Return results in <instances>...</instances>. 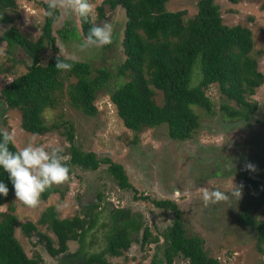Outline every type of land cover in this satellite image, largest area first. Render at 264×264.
I'll return each mask as SVG.
<instances>
[{
	"label": "rangeland",
	"instance_id": "374dc122",
	"mask_svg": "<svg viewBox=\"0 0 264 264\" xmlns=\"http://www.w3.org/2000/svg\"><path fill=\"white\" fill-rule=\"evenodd\" d=\"M15 7L5 11L8 24L0 23V90L13 78L26 72L30 59L19 47L11 54L6 53V45L1 40L3 32L14 27L27 41L35 42L40 36L43 10L41 3L48 0H13ZM103 0H92L95 4L96 23L110 22L113 25L112 43L102 47H92L80 51L83 38L79 36L77 14L58 25L51 26L54 38L53 49L41 51L40 65H45L52 56H58L70 62L87 63L92 70L103 68L109 78L96 91L92 105L95 113L86 116L70 106L67 97V85L75 78L60 75L61 88L51 94L50 105L40 109L39 121L45 127L42 134H31L20 127V111L5 106L0 98V129L15 130L16 142L12 146L17 151L28 143L35 142L45 146H60L68 155L69 143L66 132L72 134V145L80 152H91L97 160L108 159L122 168L131 189L117 187L107 164H99L95 171L82 170L69 164L70 180L62 185L53 186V193L46 200L40 198L37 207H28L17 201L13 192L7 202L0 206V213L9 212L16 218L14 238L21 246L27 258L39 257L41 264H57L56 257H50L36 233L26 237L19 225L30 222L38 233L44 234L56 248L54 235L36 221L41 214L51 208L59 219L78 216L86 205L98 204L99 208L128 210L130 215H138L157 242L140 246V234L129 248L119 257L104 256L99 264H158L162 260L161 252L165 245L163 234L170 225L173 214L167 209L153 206L151 200H166L173 203L179 211L185 237H197L207 257L214 258L218 264H264V252L256 248L255 232L241 223L240 219L261 220L264 217V78L262 84L254 89L249 98L256 110L249 120L228 118L220 109L227 105L237 109L232 102L223 99L214 85L204 90L211 102L209 113L192 107L196 115L197 128L191 137L184 141H174L167 136L165 124L153 128H141L138 132L127 130L116 116L115 108L109 101V94L118 84L128 81L114 75L123 61L121 48L125 13L121 7L108 10L102 7L98 18L97 8ZM197 0H168L164 5L167 12H183V20L192 18L196 13ZM221 23L225 26H239L248 29L252 39L251 57L255 68L264 77V0H215ZM72 37L62 40L60 31H70ZM60 48V49H59ZM153 101L162 104V93L153 92ZM57 126V128H54ZM250 162L255 171L245 170ZM243 185L242 198L209 203L205 206L199 188L228 191L231 184ZM60 192L63 194L60 195ZM138 195L146 200L138 199ZM97 196H100L98 203ZM134 197H137L134 199ZM98 211V210H96ZM91 212L88 210L87 213ZM104 212L99 224L104 222ZM103 228L97 227L88 236L94 241L92 248L101 247ZM68 252L77 248L76 242L66 243ZM179 256L172 264H184Z\"/></svg>",
	"mask_w": 264,
	"mask_h": 264
},
{
	"label": "trees",
	"instance_id": "16d2710c",
	"mask_svg": "<svg viewBox=\"0 0 264 264\" xmlns=\"http://www.w3.org/2000/svg\"><path fill=\"white\" fill-rule=\"evenodd\" d=\"M31 1V0H29ZM168 0H103L97 8L98 18L106 6L113 10L121 7L125 13L121 48L123 61L117 66L114 75L127 78L109 94V101L115 108L116 116L123 127L138 132L141 128H153L166 125L167 136L174 141H184L191 137L197 128L196 115L192 107L206 113L211 110V102L204 95V90L214 85L218 94L237 109L221 105L220 109L230 119L249 120L256 110V105L248 100L254 89L263 82V75L255 68L251 57L252 39L248 29L239 26H225L221 23L215 0H197L195 15L183 20V12H167L164 5ZM48 3H41L43 10L40 36L35 42L27 41L14 27L3 32L2 41L11 54L14 47H19L30 59L26 72L13 78L0 90V98L7 108L20 111V127L31 134H42L45 127L39 121L40 109L50 105L51 94L61 88L60 75L75 78L72 85H67V97L70 106L86 116L95 113L92 105L96 91L109 78L103 68L92 70L87 63L70 62V71L55 68L57 56L40 65V53L44 49H53L54 38L51 35L52 21L45 15ZM264 6V5H263ZM15 7L13 0H0V23L8 24L5 11ZM79 36L85 38L90 24L77 15ZM70 31L58 32L62 40L72 37ZM162 93V104L153 101V92ZM54 128H57L55 126ZM69 143L68 163L82 170L95 171L99 164H107L117 187L131 189L123 170L108 159L95 158L91 152L82 153L72 145V134L66 132ZM10 150L16 151L12 144ZM0 182L8 188V195H0V206L5 204L14 192L9 174L0 168ZM58 189L46 190L42 200ZM63 193L60 192V195ZM264 198V187L262 188ZM137 197H134L136 199ZM138 199L146 200L138 195ZM99 203L100 196H97ZM154 207L169 210L173 216L169 227L163 234L165 245L161 252L162 260L158 264H172L175 257L184 260V264H218L214 258L207 257L202 249V242L197 237H185L180 214L176 206L166 200H151ZM107 204L99 208L98 204L86 205L78 216L59 219L48 208L36 221L44 226L56 239V248L35 225L26 222L19 225L21 232L29 237L32 232L50 257H56L57 264H99L104 256L119 257L131 242L140 234L139 244L157 242L138 215H130L122 208L106 209ZM88 210L91 212L87 213ZM98 210V211H96ZM9 212L0 213V264H41L39 257L30 259L25 256L21 246L14 238L16 218ZM104 212V222L99 224ZM241 223L255 232L256 248L264 252V217L261 220L241 218ZM103 228L101 247L94 249V241L88 235L97 227ZM76 242L77 248L68 252L66 243Z\"/></svg>",
	"mask_w": 264,
	"mask_h": 264
},
{
	"label": "clouds",
	"instance_id": "9594fccd",
	"mask_svg": "<svg viewBox=\"0 0 264 264\" xmlns=\"http://www.w3.org/2000/svg\"><path fill=\"white\" fill-rule=\"evenodd\" d=\"M72 14H77L91 26L80 51L92 47H102L112 43L113 25L110 22L96 23L95 4L92 0H48L45 15L54 25L62 23ZM60 49V48H59ZM63 51L60 49L56 58L55 68L61 71H70L72 64L60 59ZM15 130L0 129V168L9 174L17 201L28 207H37L42 194L53 186H59L70 180V169L67 166L69 156L64 154L60 146L28 143L17 151L10 150L9 145L15 144ZM245 170L255 171V165L246 162ZM243 185L231 184L228 191L211 189L207 186L198 190L202 194V200L207 206L209 203L217 204L240 200L242 198ZM0 195L7 197L8 188L0 182Z\"/></svg>",
	"mask_w": 264,
	"mask_h": 264
}]
</instances>
